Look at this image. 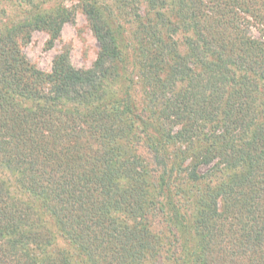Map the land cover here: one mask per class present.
<instances>
[{
  "label": "trees",
  "instance_id": "1",
  "mask_svg": "<svg viewBox=\"0 0 264 264\" xmlns=\"http://www.w3.org/2000/svg\"><path fill=\"white\" fill-rule=\"evenodd\" d=\"M6 1L0 264H264V0H77L98 54L49 73L19 42L71 11Z\"/></svg>",
  "mask_w": 264,
  "mask_h": 264
},
{
  "label": "rangeland",
  "instance_id": "2",
  "mask_svg": "<svg viewBox=\"0 0 264 264\" xmlns=\"http://www.w3.org/2000/svg\"><path fill=\"white\" fill-rule=\"evenodd\" d=\"M108 1L106 0L103 3L107 6V11H110L106 12V15L111 14L107 17L113 23L126 21L123 13L113 3H109ZM58 3H62L63 7L71 11L70 19L61 26L58 36L50 41L49 35L46 32L33 31L30 33V38L27 41L19 42L20 51L31 65L44 73L50 72L54 59L60 54L67 55L69 63L73 68L80 70L89 69L96 59L99 44L90 29L79 2L77 0H48L45 2V5L51 8ZM0 9H3L6 13L21 10L14 3H9L6 0H0ZM140 9L138 13L142 14L143 6H140ZM248 33L254 37L258 36L257 31L252 26H249ZM178 40L181 41V38ZM152 229L155 233L165 232V230H161L162 228L155 217L152 221ZM65 245L61 239L57 240V248H63ZM174 251L175 249L172 247L171 251H169L170 253H161L157 264H183L180 261L173 262L168 258V255H171ZM70 262L72 264H81L75 254L70 257Z\"/></svg>",
  "mask_w": 264,
  "mask_h": 264
}]
</instances>
